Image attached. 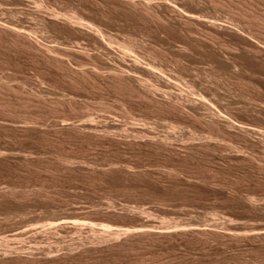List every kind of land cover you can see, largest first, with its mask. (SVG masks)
Wrapping results in <instances>:
<instances>
[{"label": "rangeland", "instance_id": "obj_1", "mask_svg": "<svg viewBox=\"0 0 264 264\" xmlns=\"http://www.w3.org/2000/svg\"><path fill=\"white\" fill-rule=\"evenodd\" d=\"M37 1L41 0H28L32 6ZM45 1L44 4L59 11L78 9L86 19L100 22L104 30L117 38H122L129 31L128 34L135 33L140 47L160 53L166 64L173 62L177 53L167 49L166 40L169 38L183 43L176 31L171 30V33L167 29L157 36L153 26L152 30H147L148 26L145 27L144 23L127 15L119 7L117 9L120 10L116 7L105 9L106 17L112 22L106 18L102 20L98 15L99 10L103 9L100 0L97 3L95 0ZM179 1L172 0L171 4L182 2ZM198 3L201 6L204 4L203 7L208 6L206 8L210 11L198 14L206 16L198 17L203 25L199 24L195 29L198 37L204 38L210 34L201 21L209 26L215 20L221 27L238 31L248 42L237 39L228 31L214 34L211 44L217 50H222V57L228 61L225 69L219 72L221 76L213 74L217 72L218 65L204 57L202 50L194 48L192 56L184 63L187 71H184L181 79L171 72L173 63L167 64L166 70L176 77L173 79L172 76L171 87L173 83L176 84L173 88L177 91L184 82H196L197 99L200 96L206 98L212 109L229 118L235 127L239 128L241 124L264 135V0H198ZM175 17L176 14H172L169 18ZM212 17L209 22L207 18ZM34 23L27 21L25 25L35 27ZM7 48L0 44V89L5 90L0 91V101L5 103L4 108L0 106L3 108H0V191L5 193L0 192V244H4L2 239L9 242L5 241L8 246H0V264H264V237L258 236L264 235V145L258 142L261 137L259 133L245 136L234 127L239 133L233 128L222 135L214 130V137L219 134L222 137L217 136L218 139L207 142L204 137L214 131H208L207 127L194 122L187 115L158 110L151 104L137 100H127L120 92H114L113 88L98 81L86 80L81 86L72 87L64 80L63 72L44 65L39 58L35 60L34 53L22 49L16 52L13 48H8V51ZM4 86L10 87L6 89ZM11 87L14 92H10L13 91ZM30 94L38 96L35 98ZM39 94H42L41 97ZM29 101L31 105L35 103L31 106ZM54 103L58 107L55 108ZM127 110L134 119L148 122V127L151 123L150 127L158 135L171 133L173 123L174 126L178 125L175 137L180 139L172 142L174 153L173 149L160 153L135 145H128L129 148L125 144L104 139L100 134L99 138L98 134L87 130L77 134L69 128L71 124L84 126L89 122L87 120L93 118L92 123L96 121L101 126L100 130L104 122L130 130L135 122L128 118ZM34 124L38 127H34ZM193 135H197L196 139L190 140ZM193 144L194 147L199 145L201 150L197 149L194 157L188 150ZM103 171L109 174H102ZM63 220L71 224L52 230L50 235L43 233L46 225ZM75 223H81L83 227ZM83 223H94L98 231L129 229L133 233L123 235L118 240L93 242L90 239L92 232ZM163 227H168L167 233ZM198 227L204 229L201 230L203 233ZM160 228L165 232H156ZM139 229H147L144 232L154 229L155 232L153 234L150 230L151 235H145ZM180 229L187 231L181 232ZM138 231L143 234H138ZM4 246L14 252L5 251Z\"/></svg>", "mask_w": 264, "mask_h": 264}, {"label": "bare ground", "instance_id": "obj_2", "mask_svg": "<svg viewBox=\"0 0 264 264\" xmlns=\"http://www.w3.org/2000/svg\"><path fill=\"white\" fill-rule=\"evenodd\" d=\"M35 1V0H34ZM45 1V0H44ZM44 1L41 0L40 2H33V6L29 5L28 0H0V44L1 45H6L8 48H13L14 50L19 51V49L21 50H28V52L30 51L31 54L34 53V59L35 58H39V60L43 61L42 63H44V65L46 64V66H49L50 68H54L55 70H58L59 72H63L62 76L64 78V80L66 79L68 81L69 84L73 86H75L76 88L78 86H81L83 84L84 81L89 80V81H95V82H101V84L105 83L106 85H108L107 87L109 88H113V91H117L120 92L121 94H123L122 96H126L127 100H137V102H144V103H148L149 105H153L155 106L154 108H158V110H162V111H167V112H177L180 114H184L185 116L187 115V117H189L190 119H192L194 122H200L202 125H204L205 127H207L209 130L208 131H214L216 130V133H221L222 135L226 134L227 131H230L231 129H233L235 127V124L233 122L230 121V119L227 117L225 118V116L223 117V115L220 114V112H218L217 110H213L211 105L209 104V102L206 100V98L200 96L199 99H197L195 97V84L194 83H187L184 85H180L181 87H178L179 89L174 90L173 86L176 87V84H172L171 87V79L172 76L174 74H171L168 72V69L166 70V67L168 66V63H173L172 66H174V68H171V72L176 73L177 75V79H181L180 77H183L182 75H184V71H187V67L185 66V61L190 58L191 52L192 50L195 48V50L200 51L202 50L204 53V57H206L209 61L216 63L218 65L217 72L215 71V73H213L214 75H218L219 77V72H221V70L225 69L226 63L228 61H225V59L222 57L223 56V52L220 53L222 50H217L213 44H211L212 39L214 38L215 35H220L222 33H228L231 32L232 35H234V37H236L237 39L240 38L241 40H246L247 38H242L243 35H239L238 31H233L227 27H221V25H217L214 22L211 21L214 17L212 18H207L209 19V22L211 21V24H209V26H205L204 21V28H208V32L210 34H207V36H205L204 38L198 37L197 33L195 32L196 27H198L199 23V18H205L206 16L203 14H207L209 13L206 7L201 6L198 3V0H180L182 2H180V4H171L172 0H160V2H158L159 0H100V6H102L103 9L99 10L98 15H100L103 19L106 18L107 20L109 18L106 17L105 13L106 10L111 7H119L121 10H124V13H126L127 15L131 16V17H135L137 18L140 22L144 23L145 27H147V30H149L148 28H150V30H152V26L154 27V30H157V36L158 33L161 34L163 33L165 30L170 29L169 31H176V34L178 33L183 39V43L175 41L173 39H169L166 40V46H168V50H172L173 53H175L173 62H168L166 64V62L163 61V58L161 55L156 54L150 50L146 51L144 48H141L139 44L138 40L136 39L137 35H134L135 33H130L127 32V34H125L124 36L122 35V38H117L111 34H109L107 32V30H104L102 28V24H100V22H96L93 20H89L86 19L84 16H82L77 10H66L64 9V11H59L58 9H54L52 7H50L48 4H44ZM48 2V0H46ZM45 1V2H46ZM63 1V0H62ZM65 1V0H64ZM97 3V0H95ZM31 2V0H30ZM58 2V1H57ZM82 2V1H81ZM55 3V2H54ZM73 3V2H72ZM210 3V2H209ZM212 3V2H211ZM50 4V3H49ZM70 3H68L69 5ZM79 4V3H78ZM95 4V3H94ZM98 4V5H99ZM64 5V4H63ZM81 5V4H80ZM89 5V4H88ZM208 5V4H207ZM210 5V4H209ZM10 6L15 7L14 9H9ZM59 6V5H58ZM62 6V5H61ZM73 6V4H72ZM71 6V7H72ZM77 6V5H76ZM91 6V4H90ZM8 7V8H7ZM74 7V6H73ZM92 7V6H91ZM95 7V6H94ZM99 7V6H98ZM57 8V7H56ZM60 8V7H59ZM77 8V7H76ZM80 8V7H79ZM118 8V9H119ZM82 9V7L80 8ZM85 9V8H84ZM94 9V8H93ZM106 9V10H105ZM110 9V8H109ZM115 9V11H116ZM117 9V10H118ZM119 9V10H120ZM86 10V9H85ZM89 10V9H88ZM102 10V11H101ZM198 10V13L197 11ZM211 10V9H210ZM214 11V10H212ZM82 13V10L80 11ZM84 12V11H83ZM98 12V10H97ZM119 12V11H118ZM122 12V11H121ZM122 12V15L124 14ZM199 13H203L198 15ZM94 14V13H93ZM97 13H95L96 15ZM110 14V13H109ZM113 14V13H112ZM115 14V13H114ZM174 15L176 14V17L173 19H170V15ZM94 15V17H95ZM125 15V14H124ZM198 15V16H196ZM203 15V17H202ZM210 16V15H209ZM212 16V15H211ZM110 17V16H108ZM117 17V14L116 16ZM119 17V16H118ZM208 17V16H207ZM97 18V15H96ZM111 18V17H110ZM117 19V18H116ZM125 19V18H124ZM123 19V20H124ZM217 19V18H216ZM110 22L111 19H109ZM133 20V19H131ZM130 20V22H132ZM201 20V19H200ZM27 21H31L32 23L35 22L36 26H26L25 24L27 23ZM126 21V20H125ZM34 23V24H35ZM128 23V22H127ZM136 23V22H135ZM141 23V24H142ZM31 24V25H34ZM116 24V23H115ZM125 24V23H124ZM138 24V23H137ZM140 24V25H141ZM202 27L203 25L200 24ZM105 26V25H104ZM134 26V24H133ZM137 26V25H136ZM109 27V26H107ZM210 27V28H209ZM139 28V27H138ZM156 28V29H155ZM133 29V28H132ZM141 29V28H140ZM130 30V29H129ZM134 30V29H133ZM143 30V29H142ZM153 30V32H154ZM171 31V33H172ZM150 32V31H149ZM152 32V31H151ZM152 32V33H153ZM146 33V32H145ZM155 33V34H156ZM167 33V31H166ZM230 33V34H231ZM46 34H49L48 36ZM137 34V33H136ZM150 34V33H149ZM164 34V33H163ZM162 34V35H163ZM175 34V33H174ZM215 34V35H214ZM47 37H46V36ZM140 35V34H139ZM145 36V35H144ZM121 37V36H120ZM140 37V36H138ZM147 38V37H146ZM64 41H62V40ZM140 39V38H139ZM149 39V38H148ZM161 39V38H160ZM239 39V40H240ZM61 40V41H60ZM150 40V39H149ZM152 40V39H151ZM60 41V42H59ZM247 41V40H246ZM62 42V43H61ZM248 42V41H247ZM145 46V45H144ZM254 45H252L253 47ZM255 48H257L256 46H254ZM6 48V47H5ZM7 48V50H8ZM165 50V52H167L168 50ZM6 50V49H5ZM9 51V50H8ZM22 52V51H21ZM20 52V53H21ZM156 52H158L156 50ZM171 52V51H170ZM3 53V52H2ZM10 53V52H9ZM15 53V52H14ZM13 53V57L15 56ZM193 53V52H192ZM6 54V53H4ZM18 54V53H17ZM166 54H171V53H166ZM165 55V54H164ZM174 55V54H173ZM12 56V55H11ZM7 57V56H6ZM10 57V56H9ZM26 57V56H25ZM172 57V55H171ZM170 57V58H171ZM32 58V59H33ZM167 58V57H166ZM31 59V58H30ZM31 59V60H32ZM29 60V59H28ZM36 60V59H35ZM167 60V59H166ZM1 62V61H0ZM34 62V61H33ZM164 63V65L162 64ZM234 64V63H231ZM1 65V64H0ZM39 66V65H38ZM41 66V64H40ZM39 66V67H40ZM43 66V65H42ZM91 67L90 69L87 67ZM170 66V64H169ZM186 67V68H185ZM233 67V66H232ZM224 68V69H223ZM49 69V68H48ZM174 69V70H173ZM173 70V71H172ZM46 72V71H45ZM52 72V71H51ZM214 72V71H213ZM44 74V73H43ZM187 74V73H186ZM209 75V74H208ZM7 76V75H6ZM10 76V75H9ZM179 76V77H178ZM213 76V75H212ZM221 76V75H220ZM185 77V76H184ZM210 77V76H209ZM208 77V78H209ZM218 77L215 78L218 79ZM2 78V77H1ZM0 78V79H1ZM8 77H6L7 79ZM176 78L173 76V79ZM4 79V78H3ZM172 79V80H173ZM11 80V79H10ZM183 80V78H182ZM8 81V80H7ZM66 81V82H67ZM193 81V80H191ZM3 82V81H2ZM52 82V81H51ZM1 83V80H0ZM8 83V82H7ZM42 84V83H41ZM53 84V83H52ZM68 84V85H69ZM100 84V83H99ZM2 85V84H1ZM3 86V85H2ZM1 86V87H2ZM84 86V85H83ZM199 86V85H197ZM6 87V86H4ZM10 86L6 87V89H9ZM52 87V86H51ZM71 87V88H72ZM12 88V87H11ZM54 88V86L52 87ZM82 88V87H81ZM106 88V87H105ZM173 88V90H172ZM2 89V88H1ZM0 89V91H1ZM176 89V88H175ZM4 90V89H3ZM2 90V91H3ZM13 90V88H12ZM71 90V89H70ZM208 90V89H207ZM1 91V92H2ZM5 91V90H4ZM81 91V90H79ZM78 91V92H79ZM114 91V92H115ZM174 91V92H173ZM176 91V92H175ZM10 92H14L10 90ZM32 92V91H31ZM6 93H9L8 91H6ZM120 93H118L120 95ZM160 95H157V94ZM13 94V93H12ZM11 94V95H12ZM36 94V93H34ZM4 95V94H3ZM9 95V94H8ZM7 95V96H8ZM32 95V94H30ZM42 94H39V96L41 97ZM18 96V95H17ZM35 98H37L36 95H32ZM161 96L160 99H158V97ZM2 97V96H1ZM12 97V96H11ZM25 97V96H24ZM23 97V99H24ZM39 97V99H40ZM13 98V97H12ZM15 98V97H14ZM20 98V97H19ZM30 98V97H29ZM32 98V97H31ZM34 98V100H35ZM43 98V97H42ZM41 98V99H42ZM70 98V97H69ZM1 99V98H0ZM17 99V98H15ZM14 99V100H15ZM126 99V98H125ZM5 100V99H4ZM6 100L7 99L6 97ZM5 100V101H6ZM18 100V99H17ZM26 100V99H25ZM30 100V99H29ZM33 100V101H34ZM48 100V99H47ZM7 101V104H9ZM57 101V100H56ZM70 101V100H69ZM15 102V101H14ZM19 102V100H18ZM28 101H26L27 103ZM45 102V101H44ZM51 102V100H50ZM66 102V101H65ZM30 105H31V101H29ZM33 103V102H32ZM35 103V102H34ZM33 103V104H34ZM46 103V102H45ZM52 103V102H51ZM56 103H59L58 101ZM54 103V104H56ZM5 104V103H4ZM4 104L2 101H0V106L4 108ZM13 103H11L12 105ZM20 104V103H17ZM28 104V103H27ZM32 104V105H33ZM39 104V103H38ZM60 104V103H59ZM64 104V103H62ZM126 104V103H125ZM140 104V103H139ZM3 105V106H2ZM31 105V106H32ZM46 105V104H45ZM53 105V104H52ZM50 105V106H52ZM58 104L55 105V108L58 107ZM65 105V104H64ZM70 105V104H69ZM124 105V104H122ZM127 105V104H126ZM147 105V104H146ZM10 106V105H9ZM26 106V105H25ZM24 106V107H25ZM35 106V105H34ZM33 106V107H34ZM40 106V104H39ZM71 106V105H70ZM145 106V105H142ZM0 107V108H1ZM8 107V106H7ZM22 107V106H21ZM27 107V106H26ZM47 107V106H46ZM54 107V106H52ZM72 107V106H71ZM3 108H1L3 110ZM6 108V107H5ZM14 108V107H12ZM17 108V106H16ZM75 108V107H74ZM106 108V107H104ZM108 108V107H107ZM148 108V107H146ZM152 108V107H151ZM150 108V109H151ZM10 109V108H9ZM19 109V108H18ZM24 109V108H23ZM53 110H55L54 108H52ZM73 109V108H72ZM128 109V107H127ZM149 109V110H150ZM30 110V108L28 109ZM45 110V109H44ZM58 110V109H57ZM56 110V111H57ZM77 110V108H76ZM7 111V110H6ZM26 111V110H25ZM43 111V110H42ZM71 111V109H70ZM107 111V109H106ZM124 111V110H123ZM161 111V112H162ZM8 112V111H7ZM14 112V111H13ZM28 112V111H27ZM26 112V113H27ZM37 112V111H36ZM35 111L33 113H36ZM64 112V111H63ZM105 112V111H103ZM110 112V111H109ZM160 112V111H159ZM17 113V112H16ZM25 113V112H24ZM62 113V112H60ZM124 113V112H123ZM128 116V118L134 121H132L134 124V126H132L133 128H130V130H128L127 128H121L120 126H111V124H107L106 122H104L105 124L102 126V129L100 130L101 126H98V123L96 124V121L94 123H92L93 118H91L92 120H87L89 122L85 123L86 125L82 126L81 125H74L71 124L69 126V128L71 130H73V132H77V134L79 132H84L82 130H87L92 132L93 134H98V138H99V134L101 135L102 138L104 139H109L112 141H116L118 143H122L125 145H129L131 147H133V145L135 146H140V147H145L148 149H152L154 151H158L161 153L162 150L166 151V150H171L173 149V144L172 142L180 138H178L177 136L175 137V133L176 130L178 129L177 126H171V130L172 132L166 134V135H158L154 132L153 128L150 127V125H152L151 123L149 124L148 127V122L146 123L145 120H140V119H134L132 113L130 112V110L127 112H125ZM156 113V112H155ZM166 113V112H165ZM164 113V114H165ZM3 114V113H2ZM14 114V113H13ZM22 114V113H20ZM37 114V113H36ZM52 114V112H51ZM54 114V113H53ZM66 114V113H65ZM85 114V113H83ZM106 114V112H105ZM134 114V113H133ZM136 114V113H135ZM169 114V113H168ZM19 115V114H18ZM30 115V112H29ZM33 115V114H32ZM45 115V114H44ZM56 115V113H55ZM54 115V116H55ZM88 115V114H86ZM125 115V114H124ZM171 115V114H170ZM184 115H182L184 117ZM17 116V115H16ZM22 115H19V117ZM28 116V115H27ZM62 116H64L62 114ZM85 116V115H84ZM90 116V114H89ZM141 116V115H138ZM176 116V115H175ZM3 117V116H2ZM8 117V116H6ZM12 117V116H11ZM31 117V116H30ZM34 117V116H33ZM37 117V116H36ZM87 117V116H86ZM107 117V114H106ZM170 117V116H169ZM5 118V117H4ZM9 118V117H8ZM28 118V117H27ZM67 118V117H66ZM97 118V117H96ZM127 118V117H126ZM137 118V117H136ZM144 118V117H143ZM167 118V117H166ZM178 118V117H177ZM176 118V119H177ZM186 118V117H185ZM187 118V119H189ZM12 119L14 120L15 118L12 117ZM24 119V118H23ZM30 119V118H29ZM41 118H39L40 120ZM148 119V118H147ZM172 119V118H171ZM175 119V118H174ZM180 119V118H179ZM12 120V121H13ZM34 120V119H33ZM31 120V121H33ZM37 120V119H36ZM69 120V119H68ZM111 120V119H110ZM6 121V119H5ZM19 121V120H18ZM30 121V120H29ZM28 121V123H29ZM64 120H62L61 122H63ZM73 121V120H72ZM82 121V120H81ZM80 121V122H81ZM84 121V120H83ZM86 121V120H85ZM172 121V120H171ZM186 121V120H185ZM189 121V120H188ZM10 122V121H9ZM15 122V121H13ZM22 122V121H21ZM99 122V121H98ZM114 122V121H113ZM112 122V123H113ZM130 122V121H128ZM144 122V123H143ZM178 122V121H176ZM32 123V122H30ZM36 123V121H35ZM71 123V122H70ZM68 122V124H70ZM74 123V122H73ZM110 123V122H109ZM116 123V122H115ZM1 124V123H0ZM8 124V123H7ZM65 124V123H64ZM103 124V123H102ZM193 124V123H192ZM22 125V124H21ZM38 125V124H37ZM101 125V124H100ZM124 125V124H123ZM127 125V124H126ZM130 125V124H129ZM140 125V126H139ZM172 125V124H170ZM176 125V124H175ZM239 124V128L240 132H242L245 136H254L257 133H259L258 135L261 136L259 137L260 140L257 138V140H259L258 142L261 143V145H264V135L260 132H256L255 130H253L250 127H246ZM64 126V125H63ZM62 126V127H63ZM66 126V125H65ZM64 126V127H65ZM137 126V127H136ZM237 126V124H236ZM2 127V126H1ZM16 127V126H15ZM34 127L35 124H34ZM38 127V126H37ZM36 127V128H37ZM47 127V126H46ZM169 127V126H168ZM203 127V126H202ZM242 127V128H240ZM244 127V128H243ZM41 128V127H40ZM68 128V127H66ZM68 128V129H69ZM234 128V129H235ZM22 129V127H21ZM26 129V128H25ZM59 129V128H58ZM62 130V128H60ZM52 130V129H51ZM111 130H116L115 133L111 132ZM170 130V129H168ZM179 130V129H178ZM186 130V129H185ZM237 131V129H235ZM22 131V130H21ZM42 131V130H41ZM50 131V130H49ZM60 131V130H58ZM66 131V130H65ZM64 131V132H65ZM182 131V130H181ZM234 131V130H233ZM28 132V131H27ZM63 132V131H62ZM70 132V131H69ZM68 132V133H69ZM72 132V131H71ZM195 132V131H194ZM238 132V131H237ZM236 132V133H237ZM49 133V132H48ZM167 133V132H166ZM215 133V131L213 133L210 132V136L208 134V136L204 137L205 141H211L213 139H218L221 135H216V137L213 136V134ZM215 133V134H216ZM233 133V132H232ZM239 133V132H238ZM241 133V134H242ZM251 133H256L254 135H252ZM264 133V132H263ZM47 134V133H46ZM71 134V133H70ZM178 134V133H177ZM176 134V135H177ZM193 134V133H192ZM242 134V136H243ZM52 135V134H51ZM82 135V134H81ZM198 135V134H197ZM196 136H191V138H189L190 140H195ZM200 135V134H199ZM236 135V134H235ZM56 136V135H55ZM70 136V135H69ZM218 136V138H217ZM229 136V135H228ZM239 136V135H238ZM237 136V137H238ZM243 136V137H245ZM250 136V138H251ZM93 137V136H91ZM95 137V136H94ZM97 137V136H96ZM184 137V136H183ZM222 137V136H221ZM226 137V136H224ZM90 138V137H89ZM178 138V139H177ZM82 139V138H81ZM86 139V138H85ZM91 139V138H90ZM96 139V138H95ZM198 139V138H197ZM200 139V138H199ZM203 139V138H202ZM201 139V141H203ZM98 140V139H96ZM103 140V139H102ZM183 139H181L182 141ZM186 140V139H185ZM189 140V142H190ZM105 141V140H104ZM180 141V140H179ZM180 141V142H181ZM90 142V140H89ZM94 142V141H93ZM92 142V143H93ZM99 142V141H98ZM176 142V141H175ZM196 142H200L196 141ZM107 143V142H106ZM182 143V142H181ZM194 143V142H193ZM213 143V141H212ZM99 144V143H98ZM187 144V143H186ZM185 144V145H186ZM199 144V143H198ZM202 144V143H201ZM214 144V143H213ZM212 145V144H211ZM215 145V144H214ZM128 146V147H129ZM195 144H193V146H189L188 150H189V154L194 157V154H196V152L200 149V146L198 145V147H194ZM206 146V145H205ZM106 147V146H105ZM184 147V146H183ZM204 147V146H203ZM208 147V146H207ZM217 147V146H216ZM264 147V146H263ZM123 148V147H121ZM130 148V147H129ZM182 148V147H181ZM126 149V147H125ZM142 149V148H141ZM175 149V148H174ZM172 150L175 151V150ZM177 149V148H176ZM198 149V150H197ZM202 149V148H201ZM208 149V148H207ZM220 149V148H219ZM134 150V149H133ZM216 150V149H215ZM163 151V153H164ZM177 151V150H176ZM179 151V150H178ZM183 151V150H182ZM201 151V150H199ZM206 151V150H205ZM204 151V152H205ZM214 151V150H213ZM207 152V151H206ZM169 153V152H168ZM174 153V152H173ZM186 154V153H185ZM184 154V155H185ZM171 155V154H170ZM173 155V154H172ZM202 155V154H200ZM2 156V155H1ZM186 156V155H185ZM184 156V157H185ZM189 156V155H188ZM3 157V156H2ZM178 157V156H177ZM198 157V156H197ZM24 158V157H23ZM64 159V158H63ZM68 159V158H67ZM177 159V158H176ZM185 159V158H183ZM182 159V160H183ZM187 159V158H186ZM191 159V158H190ZM194 159V158H193ZM23 160V159H22ZM66 160V159H65ZM179 160V159H178ZM59 162V161H58ZM68 163V161H66ZM65 161L64 163L67 164ZM24 163V162H23ZM61 163V162H60ZM63 163V164H64ZM71 163V161H70ZM26 164V163H25ZM62 164V166H63ZM82 164V163H80ZM112 165V163H111ZM67 166V165H66ZM70 166V165H69ZM74 166V165H73ZM77 166V165H76ZM117 166V165H116ZM115 166V167H116ZM83 167V166H82ZM113 167V165H112ZM114 167V168H115ZM120 167V166H119ZM128 168V166H126ZM61 169V167H58ZM57 168V169H58ZM63 168V167H62ZM65 168V167H64ZM68 168V167H66ZM73 168V167H72ZM97 168V167H96ZM102 168V167H101ZM84 169V168H83ZM89 169V168H88ZM100 169V168H99ZM105 169V168H103ZM46 170V168H45ZM70 170V169H69ZM68 170V171H69ZM79 170V169H78ZM77 170V171H78ZM92 170V168H91ZM106 170V169H105ZM118 170V169H117ZM71 171V170H70ZM76 171V170H75ZM87 171V170H86ZM97 171V170H95ZM109 171V170H107ZM107 171H103L102 174L107 173V175L109 174ZM112 171V170H111ZM116 171V169H115ZM54 172V171H53ZM61 172V171H59ZM79 172V171H78ZM124 171H121V173ZM133 172V171H132ZM111 173V172H110ZM119 173V172H118ZM125 173V172H124ZM136 173V172H135ZM134 173V174H135ZM88 174V173H87ZM97 174V173H96ZM113 174V172L111 173ZM143 174V173H142ZM90 175V174H89ZM99 175V174H98ZM124 175V174H123ZM133 175V173L131 174ZM137 175V174H135ZM134 175V176H135ZM140 175V174H139ZM105 176V175H104ZM103 176V177H104ZM125 176V175H124ZM143 176V175H142ZM141 176V177H142ZM88 177V176H87ZM106 177V176H105ZM111 177V176H110ZM123 177V176H122ZM133 177V176H132ZM108 178V177H107ZM127 178V177H126ZM95 179V178H94ZM102 179V178H101ZM129 179V177H128ZM103 180V179H102ZM109 180V179H108ZM95 181V180H94ZM99 181V180H98ZM43 188V187H42ZM173 190V189H172ZM2 191V190H1ZM0 191V192H1ZM5 191V190H4ZM9 191V190H8ZM13 191V189H12ZM3 192V191H2ZM1 192V194H2ZM15 192V191H14ZM13 192V193H14ZM12 193V192H11ZM3 194H5L3 192ZM15 194V193H14ZM12 195V194H11ZM6 195H4L5 197ZM8 196V195H7ZM3 197V196H2ZM14 197V196H13ZM6 199V198H5ZM17 199V198H16ZM164 199V197H163ZM253 204H251L252 207ZM78 223V222H77ZM68 224H71L69 222H66L63 220V222H56L54 224H49L46 225L44 228V232L45 234L49 233L48 235H50V233H52V230L58 229V228H63L65 226H67ZM76 224V223H75ZM81 224V223H80ZM80 224H76L78 227H80ZM84 224V223H83ZM82 224V225H83ZM87 224H84V226H86ZM94 223L87 225L88 229L92 232V235L90 236V239H92L91 241H96V242H103L107 240H118V238L121 236L123 237V235H128L131 234L132 235V230L129 231V229H125L124 231L122 230H118V229H112V231H110L109 229H103L102 231H98L95 229L94 227ZM74 226V225H72ZM75 227V226H74ZM77 227V228H78ZM83 227V226H81ZM66 228V227H65ZM71 228V227H70ZM107 228V227H106ZM166 229V227H163ZM177 228V227H176ZM200 227H198V230L201 231L204 229H199ZM68 229V228H67ZM164 229V230H165ZM194 229V228H192ZM140 231L142 229H139ZM145 231L147 229H144ZM145 234H150L154 229H150L152 230L151 232H149L150 230L148 229L147 232H144ZM161 232H160V231ZM157 230L156 232L159 233H164L166 231H168V227L167 229L161 230V228ZM189 230V229H188ZM197 230V229H196ZM195 230V231H196ZM197 230V231H198ZM43 230H41L42 232ZM135 231V230H133ZM137 231V230H136ZM163 231V232H162ZM181 231V229H180ZM182 231H187L185 229H183ZM181 231V232H182ZM192 231V230H190ZM203 231H201L203 233ZM206 231V230H205ZM259 232V230H257ZM171 232V231H170ZM170 232H168L170 234ZM189 232V231H188ZM193 232V231H192ZM207 232V231H206ZM213 232V231H212ZM211 232V233H212ZM42 233V234H43ZM138 234H143L142 232H137ZM136 233V234H137ZM157 233V234H159ZM185 233V232H184ZM208 233V232H207ZM257 233V232H256ZM261 233V231H260ZM264 233V232H263ZM135 234V232H134ZM145 234V235H146ZM258 234V233H257ZM254 234V235H257ZM151 235V234H150ZM160 235V234H159ZM163 235V234H162ZM173 235V234H172ZM261 235V236H260ZM140 236V235H139ZM138 236V237H139ZM153 236V235H152ZM157 236V235H156ZM171 236V235H170ZM258 236L260 237H264V235L262 234H258ZM258 236H254V237H258ZM18 236H15V238ZM59 237V236H57ZM142 237V236H141ZM149 237V236H148ZM57 239V238H56ZM60 239V238H59ZM143 239V238H142ZM4 241H2L5 245L6 242L9 240L7 239H2ZM7 240V241H6ZM6 241V242H5ZM87 241V240H86ZM90 241V240H89ZM7 242V243H8ZM81 243V242H80ZM91 243V242H90ZM4 244H0V246L4 245ZM8 246V245H6ZM4 246V247H6ZM51 246V245H50ZM74 246V245H73ZM3 247V246H2ZM49 247V246H48ZM71 247V245H70ZM12 249V247H10ZM9 248L6 247V250L4 248L5 251H12L14 252V250H8ZM14 249V248H13ZM51 249V248H50ZM73 249V247H72ZM19 251V250H18ZM46 251V249H45ZM51 251V250H50ZM6 254V253H4ZM10 254V253H9ZM17 254V252H16ZM19 255V253H18ZM1 256V255H0ZM25 256V255H24ZM2 257V256H1ZM0 257V259H1ZM20 257V256H19ZM26 257V256H25ZM10 258V256H9ZM22 258V257H21ZM11 259V258H10ZM20 259V258H19ZM2 260V259H1ZM7 260V259H6ZM8 261V260H7ZM11 261V260H10ZM18 261V260H17ZM21 261V260H19ZM15 262V261H14Z\"/></svg>", "mask_w": 264, "mask_h": 264}]
</instances>
